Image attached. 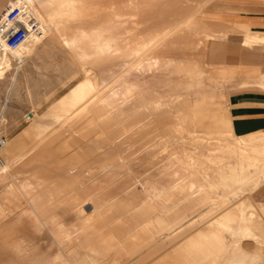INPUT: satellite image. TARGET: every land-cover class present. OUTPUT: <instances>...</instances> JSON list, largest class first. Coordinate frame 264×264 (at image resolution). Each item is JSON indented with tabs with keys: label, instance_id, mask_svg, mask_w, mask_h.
<instances>
[{
	"label": "rangeland",
	"instance_id": "1",
	"mask_svg": "<svg viewBox=\"0 0 264 264\" xmlns=\"http://www.w3.org/2000/svg\"><path fill=\"white\" fill-rule=\"evenodd\" d=\"M28 1L33 4L41 17L54 24L56 33L46 37L43 42L36 45L35 51L27 61L21 63L19 60L17 61L20 63L18 65H23H21L20 72H15L18 67L15 59L11 56L13 65L9 72L3 70V67L0 68V119H2L3 133L8 142L5 148L6 154L1 155L4 160L3 165L7 164L6 159L8 158L13 168L14 177L18 172H21V176H25L40 170L45 172L44 175L46 176H53L54 178L51 180L55 183L68 186L69 175L67 170L50 168L49 165L53 166V164L44 162V159L40 158L41 156L34 163L27 164V161L23 159L17 164L16 161L20 156L12 154L13 152L9 150L10 140L25 132V134L30 133L25 144L31 145L37 136L42 139L45 137L44 140L48 138L46 136L50 132L45 133V131L51 128L58 129L57 134L53 136L56 137L60 130L66 131L72 126L79 132L81 130L85 137L93 141L87 140L79 133H73L67 142L73 152L90 166L89 174L106 178L110 177L113 171H122L125 174V177H122V182L126 186L143 181L153 183L150 186L156 184L160 187L163 183L170 187L176 186L177 178L171 180L165 178L163 173L166 172L167 168L177 166L184 168L185 171H191L186 159L185 162H181L183 155L180 156L174 152V156L172 151L180 149L185 152L184 148H192L202 156L210 155L211 150H219L220 146L224 145V140L241 143L240 138L244 139L247 136L232 130L229 111L232 91L241 86H246L248 83L246 79V82L241 80L242 69L239 66L227 65L224 72L220 73L225 74L230 81L240 82L241 80V84H237L234 89L192 92L195 93L192 96L193 108L188 107L187 100H185L187 94L193 91L194 83H199L198 80L195 82L189 78L190 76L188 77L189 72L198 74V78L203 73L200 67L206 59L204 50L210 41H205L202 45L198 43L199 39L204 37V31L221 29L218 24L217 27H214L205 19L211 4H214L216 0H117L114 10L119 13V18L116 17L114 20L111 17L113 11L109 9V0ZM22 2L23 0H0V17L4 12ZM150 2L151 4H149ZM44 3L54 4L60 8V11L52 16H47ZM62 24L70 27L71 31L75 32L74 34L79 31L81 32L79 33L80 36H86L87 40L85 37L81 39L83 43H88L86 48L80 49L78 46L68 44L64 37L59 34V32L63 35L67 33V31L59 30ZM220 25L223 29L228 30L224 24ZM129 29L133 30L136 37L133 38L130 46L135 45L139 37L149 31L161 33L162 39L159 38L152 42L146 52L143 51L141 55L133 52L131 54L129 45L125 46L129 37ZM228 31L230 32V30ZM244 31L256 32L246 29ZM212 34L215 37L213 40L218 41L232 37L225 33ZM97 36L104 43L109 41L122 46L124 51L118 52L114 48L108 49L107 47L104 50L98 49ZM243 37L244 35L238 40ZM196 43L198 44L196 45ZM97 51H100V55L97 54ZM24 63H28L25 68ZM171 64L178 65L179 68L173 72V77L166 78L168 72H171L169 71ZM114 71L117 75H124L123 80L114 82L115 80L111 76ZM163 74L162 78L165 77L169 82L163 88L159 86L156 99L161 101V105L157 108L152 102V112L148 113L145 110V114L139 113V116L144 118V125L135 130L131 134V138L139 141L140 144H137V151L131 152L129 158L128 156L125 157L124 154L129 151L128 147H116L113 144L116 135L114 136L113 133H125L124 130L128 128L127 121L133 114L132 112L136 111L137 113L138 110L142 111L144 108L140 105V95L131 89V96L129 95L130 97L125 103L120 98V94L127 84L132 85L135 81H146L147 83L149 79L151 80L149 82L152 83L155 81V75L157 77ZM217 74L216 69L213 76ZM140 77H144V79ZM85 85L86 89L81 93L82 98L78 94V89ZM74 93L77 94V98H74L76 95ZM97 93L102 94L103 97L102 106L105 111L103 115L95 111L99 101ZM60 105H63L64 108H58ZM83 107H85L84 112L81 111L84 109ZM59 109L61 110L59 111ZM194 111H200V113L207 115V118L204 119L205 123H195V126L198 125L201 129L206 126L216 127V133H213L215 137L203 136L208 139V142H211L199 147L190 145V141L200 136H191L193 134L187 132L191 127L190 113ZM58 112L61 114V121L71 112H77L75 115L77 117L74 122L66 125V122H59L56 117ZM27 115L31 117L28 118ZM99 118H103L101 126L97 124ZM170 119L176 131L175 144L168 147L166 146L167 139L162 138L158 141L152 140L154 145L149 150H144V145L151 141L148 140L149 136L151 137L156 133L163 135L165 133L163 126L169 123ZM206 123L207 125L201 127ZM212 138L219 139V141L214 143ZM233 142L231 144L240 146ZM96 144L103 147L102 149L106 153L99 149ZM257 145L260 146L261 143ZM249 147L245 148L246 152H248ZM31 150L32 147L25 154L30 153ZM33 153L40 154L38 147ZM163 156L164 158L161 160ZM108 164L112 166L107 167ZM57 172L60 174L56 175ZM149 172L155 173V176H148ZM98 179L100 181L101 177ZM31 181L34 183L35 179L32 178ZM194 181L197 182L198 180L195 179ZM11 185H14V181L10 177L0 174V264H64L62 259L57 258L58 244L51 241V237L47 236L45 229L36 226V217L31 212L29 203L22 195L16 194V186L13 190ZM113 186H117V184ZM251 187L252 184L250 187L249 185L245 186L244 193L240 195L252 192ZM235 191V189L228 191V194L232 195ZM139 192L136 190L134 194L138 195ZM213 192L217 193L215 190ZM201 193L200 191L198 194ZM45 194L43 195L44 198L47 196V192ZM157 197L158 199L161 198ZM188 198L187 191L183 193L181 198L176 197L178 200H187ZM192 198L194 199V196L190 197V199ZM134 199L126 195L120 196V200L127 205L135 203ZM142 200L147 204L150 203L151 206L153 205L147 198ZM241 204L242 202L239 201L235 205H218V208L214 209L211 214L199 220L200 224L192 227L185 234L175 236V233L174 236L167 237L161 240V243H155L151 247L138 245L132 255H117V252H113L114 246L112 245L118 247L119 242H113L109 245L103 243L104 240L101 236L102 234H109L113 239L114 235H111V231H115L116 236L122 235L125 222L120 220L116 222L107 217L105 222L90 220L88 224L84 221L85 219L80 217L88 211L87 209L86 211L83 209V212L82 209L81 211L77 210L65 216L59 209L54 208L50 211V217L52 220L56 218V222L59 220L66 221L68 227L65 230L67 232L80 231L75 237V244L79 250L76 256L81 260L87 258L92 263H94L93 260H96V264H215L212 260L214 256H217V262L221 264H264V255H239L237 259L233 258L234 247L237 242L233 241L232 229L224 227L227 222L231 223L238 220L237 211L244 213ZM194 206L197 205L194 204ZM153 207L159 214L160 210L155 205ZM124 210L123 213L134 214L140 219L143 217L141 214L148 211L138 206L126 207ZM99 211L111 213V216L118 215L117 211L114 212L110 207L102 208ZM50 217L46 216V220L51 219ZM93 218L98 219L97 216H93ZM188 219L185 218L182 221ZM215 219L219 224L215 223ZM215 229L218 230V233L220 231L217 238L213 236ZM57 236L58 239L61 238L59 235ZM74 236L71 238L73 239ZM250 240L253 241V239ZM122 242L126 246L129 244L127 239H122ZM258 242L264 247V236H259ZM73 257L72 255L71 258ZM258 258H261V263H258L260 262ZM130 260L132 263H128Z\"/></svg>",
	"mask_w": 264,
	"mask_h": 264
},
{
	"label": "crops",
	"instance_id": "2",
	"mask_svg": "<svg viewBox=\"0 0 264 264\" xmlns=\"http://www.w3.org/2000/svg\"><path fill=\"white\" fill-rule=\"evenodd\" d=\"M207 12L208 14L205 16L207 22L214 27H217L218 24L221 28L220 30L208 32L230 34L232 37L223 41L212 40L206 46L204 50L206 59L200 67L203 73L199 83H194L193 91L187 94L185 98L187 105L188 107H194L192 96L195 93L192 92L223 90L225 88L234 89L237 84H241V80L246 82V79L248 81L246 86H241L239 89L233 90L230 94L229 111L232 130L235 133L247 136L244 139L240 138L242 140L241 143L233 141L227 142L226 140L223 143L224 145H228L233 142L239 144L244 149L260 144L264 141V41L256 39L255 42L258 44L259 49L253 50L241 45L237 39L246 33L258 32L256 33L257 35L264 36V0H216L214 4H211ZM220 24H224L230 32L223 29ZM211 25L209 26L211 27ZM244 29L256 32H243ZM27 65L28 63L24 65V68ZM227 65L239 66L242 69V79L240 82L230 81L226 78L227 76L225 74H220L222 71L224 72L225 66ZM21 67L18 68L21 69ZM216 69L218 74L213 76ZM206 116V113L203 114L200 111L190 113L191 127L187 132L209 138L215 137L213 133H216V127L206 126L208 128L204 127V129H201L198 125L195 126V123H205L204 119L207 118ZM205 125L207 123L201 125V127ZM205 129L207 130L205 131ZM73 133H79L84 136L81 130L79 132L71 126L66 131L60 130L56 137L46 138L40 143H38L40 136H37L33 144H25L26 138L30 136V133H27L10 140L9 145V150L18 157L32 147L31 152L26 154L24 158L27 164L34 163L35 160L41 158L44 159V162L53 164V166L49 165L50 168L54 170L59 168L60 170H67L68 172L69 179L66 178L69 183H67V187L55 183V181L51 180L54 178L53 176H46L44 175L45 172L40 170H36L32 174L25 176H21V172H18L15 177L11 178L17 181V183H14L17 188L16 194L22 195L29 203L30 210L36 217V226L45 229L47 236L51 237V241L58 244L59 253L57 254V258L62 259L64 264H96L97 261L93 260L94 263H92L87 258L86 261V259L81 260L76 256L79 250L75 244V237L80 231H76L75 233L67 232L65 230L68 227L66 221L59 220L56 222V218L52 220L50 211L54 208L59 209L65 216L77 210L81 211L82 209L83 212V209L84 211L87 209L88 211L80 217L85 219L84 221L88 224L90 220H98L101 223L105 222L107 217H110L111 220L116 222L119 220L125 222L122 235L116 236L115 231H111V235H114L113 239L109 234H102L101 236L103 237L102 240H104L103 243L110 245L113 242H119L118 247H115L114 244L112 245L114 246L112 248L114 250L113 252H117V255H132L138 245H149L148 247H151L155 243H161V240L167 237L174 236L175 233V236L185 234L192 227L200 224L199 220L211 214L214 209L218 208V205H235V203L241 201V207H243L244 213L237 211L238 220L231 223L227 222L225 227L223 226L224 228L232 229L233 241L237 242L234 247L233 258L237 259L239 255H264V247L258 242L259 236H264V183L260 184L256 189H253L254 185H252V192L242 194L237 202L230 203L229 197L231 195L228 194V191L216 188L212 189L208 187L207 182V180H214L216 182L224 181L226 180L225 177L210 172L196 173L194 171H185L183 168L182 172L184 173H178V180L176 181L175 187H170L164 183L161 184V187H168L169 194L165 199L162 197L158 199L157 196H153L151 190L148 191V182H146L144 192H141L135 183L126 186L122 180L117 178H113L109 182L108 177L103 178L102 176L89 174L90 166L73 152L67 144L69 137ZM85 138L89 140L87 137ZM211 140L214 143L219 141L216 138H212ZM96 145L106 153L102 149L103 147L98 144ZM37 147L40 153L39 155L33 153ZM210 156L216 158L218 155L216 152H211ZM111 166V164H108L107 167ZM41 167L43 168V166ZM58 174L60 172L56 173V175ZM95 177H101V180L99 181ZM32 178L35 179L34 183L31 181ZM195 179L198 181H194ZM21 183L26 188H21L19 185ZM114 184H117V186H113ZM136 190L140 191L138 195L134 194ZM214 190L217 193H214ZM186 191L189 194L187 200L176 199V197L181 198ZM200 191L202 193L198 194ZM46 192L47 198H44L43 195ZM122 195L135 198V203L131 205L125 204L120 200V196ZM193 196L194 199H190ZM211 196L218 199L215 204L210 202ZM141 198L149 199L160 210V213L158 214L150 203H143ZM194 204L197 206H194ZM133 206L148 210L147 213L141 214L144 219H140L138 218L139 216L134 214L123 213L126 207ZM105 207H110L114 212L117 211L118 215L111 216V213H102L99 211ZM232 211L234 210L232 209ZM46 216L51 219L46 220ZM93 216H97L98 219H94ZM193 216L194 218H192ZM185 218L189 219L182 221ZM215 223L219 224L217 219H215ZM57 235L61 238L58 239ZM73 235L75 236L72 239L71 237ZM218 235H220V231L218 233V230L215 229L213 233L214 238H217ZM122 239H127L128 246L123 244ZM250 239H253V241ZM72 255L74 256L73 258H71ZM212 260L215 264H221L217 262V256L212 257ZM128 263H132V260Z\"/></svg>",
	"mask_w": 264,
	"mask_h": 264
},
{
	"label": "bare ground",
	"instance_id": "3",
	"mask_svg": "<svg viewBox=\"0 0 264 264\" xmlns=\"http://www.w3.org/2000/svg\"><path fill=\"white\" fill-rule=\"evenodd\" d=\"M109 1H110L109 9H111L113 11V12H111L112 20H114L116 17L119 18V13L115 12V10H114L117 0H109ZM149 4H151V2ZM19 6L26 10V12L30 16V18H33L34 16H36L40 20L45 36L43 38H39L36 35L31 34L28 41L22 47H20L19 49H16V50L9 51L5 48L0 47V68L3 67L4 68L3 70H5L6 72H9V69L13 65L11 57H13L15 59L17 66L21 67L22 64L18 65V64H20V63H17L18 60L20 62V61H22L24 56H27V59H26V61H27L31 57L33 52L35 51L36 45L43 42V40L46 37H49L52 34L55 35V33H56L54 24L51 23L49 20L41 17L40 13L33 7V4H31L28 0H23V2ZM43 6L45 9V14L47 16H52L54 14H57L58 11H60V8H57V6L54 4L49 5L48 3H44ZM165 9H166V7H165ZM63 25L64 24H62L61 29L59 28V30H63L65 32L67 31V33L65 35H63V34H61V32H59V34L64 37L65 41L68 44H71L73 46H78V47H80V49H84V47L88 45V43L86 44V43H83L81 41V39L84 37L86 38V36H83V37L80 36L79 33H81V32H79V31L76 34H74L75 32L71 31L70 27H67L65 25L63 26ZM69 34H70V36H69ZM134 37H135V33L133 32L132 29H129V37L126 40L127 43L125 44V46L129 45L131 54L133 52L137 55H141V53L143 51L146 52V50L148 49V46L152 42H154L155 40H157L159 38L162 39L161 33H154V32L149 31L147 33H143V36L139 37V39L135 45L130 46ZM99 38L100 37L97 36L98 49L104 50L105 47H107L108 49L114 48V50H116L118 52L124 51V48L122 46H118L117 44L109 42V41L104 43V41H101V38L100 39ZM213 39H215V37L213 36L212 33H209L208 31H204V37L199 39L198 43L203 45V42L212 41ZM256 39L264 41V36H259L256 33H246V36L244 35V37L242 39H239V40L237 39V40L241 45H243L245 47H249L253 50H257V49H259V46L255 42ZM85 40H87V38ZM198 43H196V45ZM97 54L100 55V51H97ZM153 68H154V66H153ZM177 68H179L178 65H172L171 64L170 69H169V71H171V72H168V76L166 78L173 77L174 76L173 72L177 71ZM142 70L144 71V68ZM12 71H14V70H12ZM15 72L16 73L20 72V68H16ZM140 72H142V71H140ZM200 74H201V72H200ZM111 76L115 80L114 82H120L121 80H123L124 75H122V74L117 75L116 72L114 71ZM163 76H164V74L161 76H157V77L155 75V77H154L155 81L152 83L149 82V81H151L149 79V80H147L148 81L147 83H146V81H143V82L135 81L132 83V85L127 84V85H125L124 89L122 90V92L120 94V98L122 99L123 103H125L126 100H128L129 97L131 96L130 95L131 91L139 94L140 95V105L142 108H144L142 111L138 110L137 113H136V111L132 112L133 114L131 115V117L127 121L128 128L124 130L125 133H122V134L120 132L118 134H115V132L113 133L114 136L116 135V138H115L116 140L113 143L116 147H118V146H119L118 148L128 147L129 151L127 154H124L125 157L128 156V158H129L131 152L137 151V149H136L137 144H140L139 141H135L131 138V134L135 130H137L138 128H141L144 125V123H143L144 118H141L139 116V113L145 114L144 113L145 110L148 113L152 112V106H151V104H153L152 102H154V104L156 105L157 108H159V106L161 105V101L156 99V96H157L158 91H159V86H161L163 88L169 82V80L165 79V77L162 78ZM188 77L192 81H195V82H197V80L199 82L201 79V78H198V74H196V73L192 74L191 72H189ZM141 79H144V77ZM85 87H86V85L84 87L81 86L78 89V94L82 98H83V96L81 95V93L86 89ZM130 89H131V91H130ZM74 94H76V93H74ZM115 95H116V93H115ZM76 96H77V94L75 95L74 98H77ZM97 97H98L99 101H98V107L96 108L95 111H96V113L103 115V113L105 111H104L103 106H102V98H103L102 94L97 93ZM137 106H139V105H137ZM141 107H140V109H141ZM58 108H64V107H63V105H60V106H58ZM83 108L84 109H82L81 111L84 112L85 107H83ZM132 109H128V110H132ZM60 110L61 109H59V111ZM122 112L127 113L125 111H122ZM75 115H77V112L68 113L67 117L63 121H61V119H60L61 114L58 112L56 117L59 119V122H66L67 123L66 125H69L75 121V118L77 117ZM27 117L30 118L31 116L27 115ZM102 119L103 118H99V121L97 123V124H99L98 126L102 125L101 124ZM87 123H88V120H87ZM163 129H165V133L163 135H159L156 133L151 137L149 136L148 140H151V141L144 145V150H147V149L149 150V148L154 145V143H152V140L158 141V140H161L162 138L167 139L166 140V142H167L166 146H168V147L173 146L175 144L174 139L176 137V131H175V128L173 126V122L171 119H170L169 123L164 124ZM182 130H184V128H182ZM46 132H50V134L47 135L46 137L52 138L55 134H57L58 129L57 128H51V129L45 131V133ZM41 133H44V132L41 131ZM191 136H194V135H191ZM44 138L45 137H43V139L40 138L38 143H40L42 140L44 141ZM143 139H147V138H143ZM141 141H143V140H141ZM210 142H208L207 138L200 136V137H196L195 139L191 140L190 145L199 147L202 145H206L207 143H210ZM7 143L8 142L6 140V143L0 148L1 154H4L6 152L5 147H6ZM220 147H219L220 148L219 150H217V149L211 150L212 152L217 153L218 156L216 158L211 157L210 155L201 156L192 148H184L186 150L185 152H182L180 149H176L175 151H172V152H173L174 156H175V153L179 154L180 156L183 155L182 158L184 161L181 160V162H185V159H186L189 167H191V171L195 170L194 172H196V173H200V172H207L208 173V172H210L212 174H216V175H220V176L225 177L226 180L217 181V183L214 180H207L208 187H210L212 189L221 188V189L226 190V191H231V190L235 189L236 191L233 192V194L229 197V202L230 203L237 202L240 199L239 198L240 194L244 193L243 190L245 189L244 188L245 186L249 185V187H250L252 184V185H254L253 189H256L260 184L264 183V141L261 143L260 146L256 144V145L249 147L248 152H246L244 148L237 146V145H233V144L221 145ZM13 149H15V148H13ZM154 154H157V153H154ZM25 155H26L25 153L20 155V157L16 161L17 164H19L20 161L25 158ZM179 155H177V156H179ZM163 158H164V156L161 158V160ZM180 159H181V157H180ZM6 161H7V164L3 165L4 160H3V163L0 164V174H2L3 176H8L10 178H13L14 177L13 176L14 175L13 168L10 165L8 158L6 159ZM178 172H182V168H180V167L178 168L176 166V167H172V168H167L166 172L163 174L165 175V178H168L169 180H171L173 178H177ZM148 174H149L148 176L151 175V177L155 176V173H152V172H149ZM122 177H125L124 172L115 171L111 174L110 177H108V180H109V182L113 178H117V179L122 180ZM13 180H14V183H17V181L15 179H13ZM134 183H135L136 187L140 189L141 192H144L146 182L142 181V182H137V183L134 182ZM19 185L21 186V188H26V186L23 183H21ZM150 185L151 184L148 182V188L147 189H148V191L149 190L152 191L153 196L157 195V196L162 197L164 199L168 197L169 191H168L167 187H165V186L160 187L159 185H156V184H154L152 186H150ZM14 186L15 185H11V189L14 190L15 189ZM253 189H252V191H253ZM142 199H144V198H141V201L143 203H145V201ZM217 201H218V199L216 197L211 196L210 202L212 204H215V202H217ZM252 215L255 216L254 213H252ZM258 260H260V262H258V263H261V258H258Z\"/></svg>",
	"mask_w": 264,
	"mask_h": 264
},
{
	"label": "built area",
	"instance_id": "4",
	"mask_svg": "<svg viewBox=\"0 0 264 264\" xmlns=\"http://www.w3.org/2000/svg\"><path fill=\"white\" fill-rule=\"evenodd\" d=\"M34 34L43 38L44 32L40 20L34 16L30 18L26 10L15 5L9 11H6L0 17V47L9 51L22 47ZM27 56H24L21 62H24ZM7 137L3 133L2 119H0V148L6 143ZM3 163V157L0 153V164Z\"/></svg>",
	"mask_w": 264,
	"mask_h": 264
}]
</instances>
